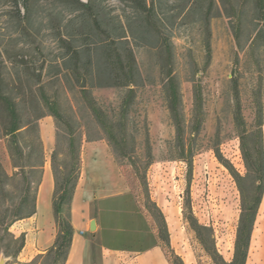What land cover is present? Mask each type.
Returning <instances> with one entry per match:
<instances>
[{"label": "rangeland", "instance_id": "rangeland-1", "mask_svg": "<svg viewBox=\"0 0 264 264\" xmlns=\"http://www.w3.org/2000/svg\"><path fill=\"white\" fill-rule=\"evenodd\" d=\"M96 1L97 25L73 0H0V83L25 117L44 110L35 107L40 87L58 99L65 119L82 135L81 154L88 144L108 145L133 193L149 210L156 204L163 212L170 247L163 243L170 260L178 255L184 264L231 262L242 198L214 148L246 173L234 120L235 87L247 127L257 130L262 123L264 141V1L153 0L152 6V0H139L148 3L147 12L128 1ZM160 33L172 42L171 64ZM73 52H80L77 61ZM107 52L135 56V85L130 87L136 96L127 112L122 105L128 87L123 77L117 78ZM170 69L180 86L187 125L196 92L202 97L203 124L192 168L171 157L176 130L165 93ZM85 89L105 110L108 129L96 121ZM4 121L0 105V126ZM39 126L43 141L45 129L50 133L49 160L57 149L59 161H69L66 123L57 124L46 114ZM1 132L0 162L12 174ZM154 218L159 225V217ZM193 221L209 229L202 232L205 243ZM10 231L14 233L13 225ZM205 246H215L217 254ZM3 258L4 264L28 262L1 251ZM246 264H264V193Z\"/></svg>", "mask_w": 264, "mask_h": 264}, {"label": "trees", "instance_id": "trees-1", "mask_svg": "<svg viewBox=\"0 0 264 264\" xmlns=\"http://www.w3.org/2000/svg\"><path fill=\"white\" fill-rule=\"evenodd\" d=\"M84 8L95 25L100 23L96 9V0H73ZM128 1L142 11H148L150 6L146 1ZM264 1V0H263ZM153 6V0H152ZM263 6L260 7L262 9ZM264 16V14H263ZM161 34L162 45L166 53V59L171 64L174 58L172 42L165 35ZM208 56H211V47L207 43ZM76 61L80 52H73ZM111 57L109 64L117 72V78L123 77L125 87H128L127 99L123 101V110L128 111L130 101L136 96V90L131 85H135L134 73L136 67L135 56L131 53L129 58L117 52H107ZM165 93L168 102L172 122L175 126L176 135L174 139V149L171 152L172 159L187 161L192 168L193 158L197 151L194 148L201 133L203 124L202 97L200 92L195 95V109L190 124L182 110V98L178 80L172 69L168 71ZM88 106L96 121L103 129L110 127L108 116L105 110L98 103L89 97L87 90H84ZM235 109L234 120L239 132L241 153L246 169L245 174H241L229 161H227L219 148H214L216 156L225 165L234 177L242 198V213L235 241L234 257L231 262L224 261L223 264H246L251 235L256 220V215L262 201L264 193V141L262 123L257 130H250L243 117L242 108L239 100V91L235 87ZM39 102L36 108L42 107L39 114L25 117L18 102L10 96L7 90L0 83V105L5 113V121L0 126L1 138L5 137L8 153L12 162L13 173L9 174L0 162V252L3 251L7 256L17 258L25 246V233L16 236L10 231L11 226L22 219L29 218L36 213L37 197L39 187L43 180L44 165L46 161L45 148L41 137L39 120L46 114L54 117L57 124L66 123L68 147L67 154L70 159L67 162L59 161V153L54 149L51 155L52 171L55 180L53 193V210L57 234L54 243L44 252L37 254L28 262H18V264H66L71 245L73 242L74 228L71 222V204L78 185L82 168V135L77 132L71 122L65 119L61 110L60 102L54 98L44 87L39 88ZM219 134H217V137ZM189 146L187 150L186 147ZM191 171V170H190ZM67 213L66 216L63 214ZM155 217H159V232L163 242L170 243L164 237L167 235V223L163 212L154 204V209H150ZM195 230L202 243L205 239L202 236L205 226L194 222ZM211 232V230H210ZM207 251L217 250L214 247L205 246ZM172 264H184L182 258L174 255L171 259Z\"/></svg>", "mask_w": 264, "mask_h": 264}, {"label": "crops", "instance_id": "crops-1", "mask_svg": "<svg viewBox=\"0 0 264 264\" xmlns=\"http://www.w3.org/2000/svg\"><path fill=\"white\" fill-rule=\"evenodd\" d=\"M43 144L46 161L36 213L13 224L14 233L26 235L19 261L44 252L57 234L55 180L48 157L52 140L46 129ZM81 158V176L71 204L74 235L66 264H172L153 214L133 193L108 145L88 144Z\"/></svg>", "mask_w": 264, "mask_h": 264}, {"label": "water", "instance_id": "water-1", "mask_svg": "<svg viewBox=\"0 0 264 264\" xmlns=\"http://www.w3.org/2000/svg\"><path fill=\"white\" fill-rule=\"evenodd\" d=\"M94 229H95V223L93 222L91 224V230H94ZM4 263H5V259L3 258V259L0 260V264H4Z\"/></svg>", "mask_w": 264, "mask_h": 264}]
</instances>
